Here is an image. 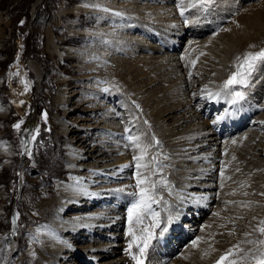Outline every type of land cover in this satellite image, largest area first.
<instances>
[{
  "label": "bare ground",
  "instance_id": "1",
  "mask_svg": "<svg viewBox=\"0 0 264 264\" xmlns=\"http://www.w3.org/2000/svg\"><path fill=\"white\" fill-rule=\"evenodd\" d=\"M68 2L61 0L58 25L69 14L77 17L78 24L97 17L96 27L82 32L94 44L65 46L75 41L78 31L69 29L58 41L49 31L47 51L57 62L80 57L86 67L76 71L94 73L83 72L71 79L59 75L52 107L61 109L62 117L78 108L71 107V102L68 107L74 97H65L71 91L69 95L78 93V82L73 79L89 82L105 76L106 84L84 83L95 99L81 116L87 122L80 129H92L85 142L94 146L93 152L79 154L84 147L81 143L65 149L64 169L49 173L56 180L43 191L47 199L35 204L36 211L28 208L26 217L21 216L28 230L21 243L26 247L22 263L124 264L119 224L121 219L128 224L125 209L135 189L114 190L136 183L133 160L124 164L130 167L119 164L135 154L126 147L124 137L129 134L148 141L151 136L158 138L154 152L159 154L162 171L156 176L166 178L168 174L166 180L173 187L167 195L170 204L152 207L162 219L178 217L163 238L152 241L144 264H216L237 244L258 254L257 245L244 241L264 239L255 230L264 220V62L257 63L247 87L235 89L244 93L243 99L232 103L222 86L228 71L236 69L237 57L242 60L245 53L264 49V0H214L207 10L189 8L187 24L176 8L177 0H80L71 8ZM82 15L86 17L81 20ZM4 16L0 14V39L8 24ZM109 24L116 27L107 29ZM207 31L213 33L198 38ZM35 38L38 43L39 37ZM256 74L261 77L251 79ZM107 88L112 90L104 92ZM218 92L214 99L208 95ZM107 100H118L119 106H108ZM1 106L0 120L6 117ZM211 109L216 111V123L210 125L203 116ZM250 115L253 118L246 122ZM67 119L54 118L58 128L54 136L61 135L65 146L76 137V129L69 127L76 119ZM126 126L131 133L125 132ZM10 155L0 141V162L8 161ZM56 158L50 166L59 163ZM108 200L112 204L104 203ZM5 201L0 189V209ZM65 210L71 212L63 214ZM31 222L37 223L32 227Z\"/></svg>",
  "mask_w": 264,
  "mask_h": 264
},
{
  "label": "rangeland",
  "instance_id": "2",
  "mask_svg": "<svg viewBox=\"0 0 264 264\" xmlns=\"http://www.w3.org/2000/svg\"><path fill=\"white\" fill-rule=\"evenodd\" d=\"M60 3L61 0H0V14L1 16L5 15L4 17L8 21L4 29V38L0 39L5 41L0 42V105L6 109V117L0 120V141L4 146H8L11 152L8 161L2 159V162H0V189L7 197V201L3 203L0 209V264H23L21 255L24 254L26 247L25 243H21L28 230L26 224L21 220V216L26 217L28 208L32 212L36 211L35 204L45 199L43 191L49 186L52 187V180H56V177H50L49 173L53 169H64L65 149L76 143L84 145L79 154L91 153L94 149L90 142H85L89 139V131L92 129H80L87 122L81 119V116L87 113L86 109L93 107L95 99L90 95L91 92H86L87 89H85L84 83H90V86L92 83H97L102 87L106 84V77L98 79L99 82L96 77H93L89 82L83 79H78V81L73 79V82H78L75 83L78 86L75 91L78 93L73 96L69 95L72 91L67 92L68 94H65V97L68 100L74 97L72 101L74 100L77 103L72 104L74 101H68V104L71 102L72 105L69 104L68 107L77 105L78 108L73 112L71 108L69 110L71 113L67 117H62L63 111L54 109L51 103L52 97L57 92V77L63 74L70 79L78 78L83 72L92 74L94 71L81 70V73L76 71L78 68L81 69V66L86 67L80 57H69L63 62H57L55 56L47 51L46 32L50 31L55 41H58L67 35L69 29H73L79 32L78 37H75V41L65 43V46L88 47L94 44L95 40L87 39L82 32L96 27L97 17L89 23L78 24L80 21H76L77 17L69 14L62 17V24L58 25L57 12L60 9ZM78 3H80V0H69L67 7L71 8ZM85 17V15H82L79 19L82 20ZM73 23H77V25H71ZM113 27L116 26L109 24L106 28L111 29ZM210 33L207 31L198 38L202 39L210 36L213 32ZM37 36L39 37L38 43L35 41ZM182 40L184 41V39ZM176 43L182 46L181 41ZM235 71L236 69L228 71L226 75L230 76ZM41 73L43 76H41ZM261 74H264V70ZM260 77L259 74H256L255 76L252 75L251 79ZM26 86L27 91L25 90ZM71 86L66 85L65 87L72 90L73 88L70 89ZM239 87L237 86L236 89ZM107 89L108 91L112 90V88ZM108 91L104 92L108 93ZM115 101L107 100L106 102L108 106L114 107V104H117ZM212 111L213 109L209 110L207 115ZM45 113L47 114L46 120L43 118ZM55 117L66 119L72 117L76 119L71 120L76 121L77 124L72 125L73 122L71 121V125H69L70 128L76 129V137L66 146L61 135L57 138L54 136L58 131L54 123ZM21 120H23V123L20 129L17 130L13 126ZM249 121L246 120V122ZM36 128L39 129V133L36 135V139L32 140L30 132ZM93 129L97 131L98 128ZM216 132L221 133L222 129L219 131L216 129ZM22 141H26V143H22ZM56 156L59 163L55 167L50 166L53 164L51 161ZM147 159H150L149 155ZM89 161L91 160L89 159ZM123 162H126V160ZM166 178H169L168 174ZM170 187H173V185ZM165 191L169 193L166 189ZM114 201L116 200L114 199ZM104 203L106 205L112 204L111 200ZM128 203H130L128 207L131 206L132 199ZM96 206L100 207V205ZM68 212L71 211L65 210L63 214ZM13 220H15V224H13ZM187 220V218L180 219L179 222ZM121 222H123L122 219ZM36 223L31 222L30 226L33 227ZM27 224L29 223L27 222ZM122 230L123 227L119 229V232H122ZM121 249L120 247V251Z\"/></svg>",
  "mask_w": 264,
  "mask_h": 264
},
{
  "label": "snow or ice",
  "instance_id": "3",
  "mask_svg": "<svg viewBox=\"0 0 264 264\" xmlns=\"http://www.w3.org/2000/svg\"><path fill=\"white\" fill-rule=\"evenodd\" d=\"M214 0H177L176 8L179 10V15L183 19V22L187 24L188 18L185 13L189 8H199L200 10H207ZM120 15V13H116ZM23 23V21H21ZM239 63L236 65V71L233 72L227 80L224 81L222 86V91L226 96L232 97V103L237 100L243 99L244 93L242 91H236V87H247L248 80L254 71L258 62H264V49L259 52H247L244 54L243 59L240 57L236 58ZM195 61H193V64ZM191 75V73H189ZM27 91V86L25 88ZM108 91V89H105ZM210 98L219 97L220 93L208 94ZM23 103V102H21ZM138 108L139 105H136ZM46 113L44 114V119L46 120ZM220 117H217L219 120ZM23 120L15 124L13 127L17 130L20 129ZM147 123V121H145ZM216 123V121H213ZM126 133H131L129 127H125ZM39 129L36 128L30 132L31 139L35 140L36 135H38ZM127 140L126 147H130L137 150V154H134L132 160L135 167V185H126L124 188L115 189V192H124L126 188L133 187L135 191L129 193L130 196L135 199L131 203V206L127 208V221H128V231L127 236L131 237L128 242V246L125 249L126 253L135 262V264H144V259L147 255V250L152 244V241L158 238H163L165 233L168 232L169 226L178 219V217L173 215H168L166 218L162 219L160 212L156 211L152 205L160 204L163 202L167 205V201L163 200L161 196L157 199V188L162 187L166 189L169 194H172L171 187L168 184L166 178L161 177L159 180H153L152 177L157 175V166L159 160V154H153L150 159L148 157V150L150 147H154L159 144L158 140L153 137L149 143L144 144L141 141L140 136L129 134L124 137ZM26 143V141H22ZM167 159V157H164ZM131 165H123L122 167H130ZM147 221V222H146ZM15 224V220H13ZM261 236H264V220L260 221V226L255 229ZM249 235L245 233V236ZM244 243L250 245H257L256 252L258 254H253L251 251H244L240 248V245H234L229 248L216 264H244L246 261H254V264H264V239L259 240H246ZM193 245H196V241H193ZM137 251L133 252V249Z\"/></svg>",
  "mask_w": 264,
  "mask_h": 264
}]
</instances>
